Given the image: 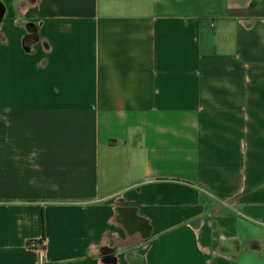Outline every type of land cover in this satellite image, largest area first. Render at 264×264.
I'll use <instances>...</instances> for the list:
<instances>
[{"label": "crops", "instance_id": "1", "mask_svg": "<svg viewBox=\"0 0 264 264\" xmlns=\"http://www.w3.org/2000/svg\"><path fill=\"white\" fill-rule=\"evenodd\" d=\"M0 4V264H264V0Z\"/></svg>", "mask_w": 264, "mask_h": 264}, {"label": "trees", "instance_id": "2", "mask_svg": "<svg viewBox=\"0 0 264 264\" xmlns=\"http://www.w3.org/2000/svg\"><path fill=\"white\" fill-rule=\"evenodd\" d=\"M0 6H1V4H0ZM1 16V15H0Z\"/></svg>", "mask_w": 264, "mask_h": 264}]
</instances>
